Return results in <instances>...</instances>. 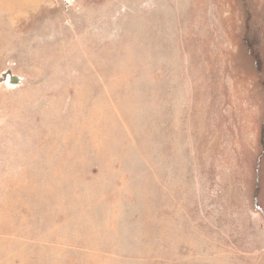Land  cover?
Here are the masks:
<instances>
[{
	"label": "rangeland",
	"instance_id": "374dc122",
	"mask_svg": "<svg viewBox=\"0 0 264 264\" xmlns=\"http://www.w3.org/2000/svg\"><path fill=\"white\" fill-rule=\"evenodd\" d=\"M0 264H264V0H0Z\"/></svg>",
	"mask_w": 264,
	"mask_h": 264
},
{
	"label": "water",
	"instance_id": "95a60500",
	"mask_svg": "<svg viewBox=\"0 0 264 264\" xmlns=\"http://www.w3.org/2000/svg\"><path fill=\"white\" fill-rule=\"evenodd\" d=\"M17 80V78H15V81Z\"/></svg>",
	"mask_w": 264,
	"mask_h": 264
}]
</instances>
